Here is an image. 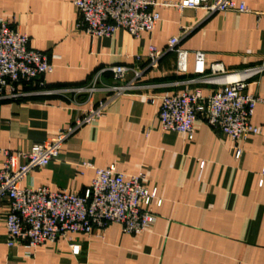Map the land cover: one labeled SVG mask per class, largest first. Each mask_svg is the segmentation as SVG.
Masks as SVG:
<instances>
[{
  "label": "crops",
  "instance_id": "crops-1",
  "mask_svg": "<svg viewBox=\"0 0 264 264\" xmlns=\"http://www.w3.org/2000/svg\"><path fill=\"white\" fill-rule=\"evenodd\" d=\"M174 3L179 0H153ZM239 1V0H237ZM250 12L157 6L159 20L150 33L131 36L124 29L108 37H91L76 28L73 0H0V19L28 36V46L44 52L53 66L45 87L72 88L112 84L107 67L125 65L139 71L136 88L114 100L104 116L81 127L62 145L47 166L32 169L20 187L45 186L82 194L93 172L78 166L114 164L117 170L143 173L147 189L161 199L149 209L156 215L150 229L126 234L117 223L95 229L94 237L73 235L81 251L74 255L67 239L35 248L6 245L5 201H0V264H264V104L252 116L259 133L233 140L196 120L191 139L161 127L151 96L199 89L203 94L219 85L192 82L193 52L202 51L208 69L221 63L237 71L264 63V0H243ZM180 36L187 50L186 71L176 69V54L165 53L155 68L147 66L149 45L165 48ZM140 60H136V56ZM134 76L127 72L125 79ZM26 89H37L31 82ZM245 93L264 99V72L247 79ZM105 96L55 92L0 100V148L11 152L42 143L70 125ZM239 150V155L236 154ZM1 160V156H0ZM23 162L14 157L11 167ZM262 180V183H260Z\"/></svg>",
  "mask_w": 264,
  "mask_h": 264
},
{
  "label": "built area",
  "instance_id": "built-area-1",
  "mask_svg": "<svg viewBox=\"0 0 264 264\" xmlns=\"http://www.w3.org/2000/svg\"><path fill=\"white\" fill-rule=\"evenodd\" d=\"M78 18L76 28L91 37H108L117 29L126 30L131 36L150 33L159 20L157 6H173L204 9L208 13L235 11L250 12L243 0H179L174 3H158L153 0H73ZM257 20L264 19V11L254 12ZM12 19H0V100H17L29 95H47L55 92L91 93L102 90L105 96L83 113L74 115L70 125L60 129L56 135L42 143H33L25 150L11 152L0 148V201H5L4 225L6 245L25 243L35 248L60 238L69 241L74 255L81 251L75 234L95 236V229H105L117 223L126 234L137 235L153 225L156 215L149 209L155 200L161 199L155 189L142 184L143 173L128 174L117 170L114 164L96 166L82 160L78 166L91 170L90 186L82 194L63 189L51 191L45 186L20 187L19 182L35 168L47 166L59 155L63 143L81 127L104 116L108 106L118 97L136 88L134 81L140 72L125 65H111L113 83L97 85L99 72L93 80L83 86L72 88H46L44 76L53 70L47 55L28 46V36L12 25ZM180 36H171L166 47L161 49L149 45L146 54L147 66L155 68L159 59L168 52L176 54V69L186 71L188 51L179 48ZM140 60V56L135 57ZM134 76L126 80L127 72ZM192 82L217 84L219 87L208 94L199 89L185 88L178 92L151 96L156 103L161 127L167 131L183 134L191 139L196 120H203L213 129L233 140L245 139L259 133L253 125L252 116L257 104L264 99L245 93L247 79L264 72V63L233 71L224 69L221 63L206 67L202 51L193 52ZM31 82L37 89H26ZM239 155V150L236 152ZM14 157L23 162L12 168ZM264 170V168H263ZM262 183V180H260Z\"/></svg>",
  "mask_w": 264,
  "mask_h": 264
}]
</instances>
